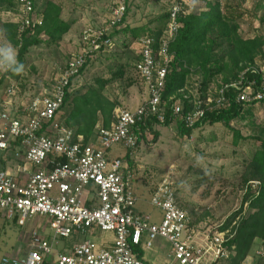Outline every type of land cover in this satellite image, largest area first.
<instances>
[{
    "label": "built area",
    "instance_id": "1",
    "mask_svg": "<svg viewBox=\"0 0 264 264\" xmlns=\"http://www.w3.org/2000/svg\"><path fill=\"white\" fill-rule=\"evenodd\" d=\"M16 2L19 37L26 30L35 33L44 24V14L35 8L34 0ZM195 9L192 0H176L161 38L157 41L145 34L136 40L140 52L135 68L148 97L135 109L117 108L109 127H97L95 142H87L83 134L68 126L62 111L81 70L104 52L103 47L114 46L111 33L121 28L127 11L125 0L112 9L103 26L82 30L80 50L48 87L18 104V87L12 84L7 89L0 99V215L29 230L24 253L5 256L0 264H148L134 247L149 250L158 240L171 246V261L166 264H228L231 251L227 243L233 234L216 231L206 235L205 244L197 243L191 218L168 178L155 187L150 201L160 211V220L142 213L133 186L134 170L125 157L109 155L117 144L128 151L136 149L141 127L149 120L166 121L163 93L174 59L170 46L182 26L181 17ZM44 36L43 32L40 38ZM0 49H4L2 36ZM8 69H0V78ZM249 70L262 75L259 86L247 78ZM231 88L237 92L238 103L263 101L264 65L250 66L236 80L217 86L214 93L210 88L205 99L200 97V89L195 96L189 88L182 89L181 94L194 106L185 115L186 126L193 127L207 109L228 105L225 91ZM181 111L178 103L172 112L179 116ZM149 133L147 129L145 136ZM260 185L259 180L251 182L255 190ZM99 233L113 234L110 247L96 241ZM62 240L66 245L60 247Z\"/></svg>",
    "mask_w": 264,
    "mask_h": 264
},
{
    "label": "rangeland",
    "instance_id": "2",
    "mask_svg": "<svg viewBox=\"0 0 264 264\" xmlns=\"http://www.w3.org/2000/svg\"><path fill=\"white\" fill-rule=\"evenodd\" d=\"M54 1L62 6V18L75 23L58 43H53L47 35L41 37L43 41L27 53L24 68L17 73L19 76L7 78L0 85V99L4 98L12 84L18 87L15 97L18 104L29 100L42 87L53 83L60 68L79 51L82 30L86 26H103L111 16L112 9L123 0ZM126 1L128 14L122 27L146 25L149 29H156L162 26V16L176 0ZM192 1L196 13L206 9V0ZM45 2L46 0L40 1V12ZM221 3L235 7L241 37L264 35V0H221ZM16 8L17 5L11 9L0 6V36L3 37L4 49H12L15 59L18 48L7 39L4 27L7 23L17 25ZM113 39L114 48L99 53L97 59L73 81L71 96H81L74 107H77L78 116L79 110H82L80 119L83 124L92 122L101 94L117 105L114 112L117 108H135L144 100V85L135 69L140 47L136 40L123 32L114 33ZM256 65L263 66L264 58H258ZM219 79L211 84L213 93ZM106 80L110 83L101 88V81ZM199 81L201 78L195 74L189 81L188 88L194 96L199 93ZM86 102L89 104L86 105ZM72 109L70 100L62 111V120L66 124ZM99 118L98 122L101 124V116ZM251 119L253 124L250 123ZM231 128L247 139H239L236 144L234 132L222 123L199 127L190 137L181 136L175 123L169 126L156 125L154 131H150L137 148L131 151L129 163L134 170L133 186L138 197L139 211L152 216L157 222L160 220V211L150 201L155 187L168 178L177 191L179 204L191 218L197 243L205 244L206 235H212L216 231H229L234 235L233 228L250 212L249 203H243V198L250 188L255 191L251 187L252 181L243 183V174L258 144L253 137L264 138V104H256L252 118L232 121ZM155 131L159 132L156 140ZM128 152L124 146L117 144L109 150V155L125 157ZM227 223L228 227L223 229ZM45 227L50 235L48 224L45 223ZM28 230V227L18 226L0 215V261L5 256L14 257L24 253ZM164 244L167 253L171 246L166 241ZM65 245L64 240L60 241V247ZM243 263L264 264L263 239L254 240Z\"/></svg>",
    "mask_w": 264,
    "mask_h": 264
},
{
    "label": "trees",
    "instance_id": "3",
    "mask_svg": "<svg viewBox=\"0 0 264 264\" xmlns=\"http://www.w3.org/2000/svg\"><path fill=\"white\" fill-rule=\"evenodd\" d=\"M40 1L34 0L35 8H39ZM125 3L127 4V1ZM205 4L206 9L204 11L199 13L192 12L180 19L182 26L176 40L170 46L174 59L169 67L166 87L163 93V99L166 102V121L160 124L154 118L149 120L145 126L141 127L142 135L139 137L137 145L145 138L147 129L154 131V127L158 124L169 126L174 123L177 125L180 135L187 137H190L195 129L206 124L222 123L234 132L235 143L237 144L239 139L245 140L247 138L231 128L232 121L252 118L256 104H264V100L251 104L238 103L236 100L237 92L231 88L225 91L226 99L229 102L228 105L207 109L204 117L198 120L193 127L186 126L185 115L193 110L194 106L193 103L184 98L180 91L188 88L192 75L200 76V97L205 99L211 84L217 82L219 78L218 86L221 87L236 80L240 73L246 71L250 66L256 65L258 58H264V35L258 34L253 38L241 37L238 17L236 16L237 11L234 6H228L229 4H226L227 6L222 5L221 0H206ZM16 5V0H0V6H5L8 9L14 8ZM42 7L40 9L45 17L44 24L37 28L35 33L32 34L31 30H26L19 37L18 25L7 23L4 27L5 36L18 48L15 66L22 65V69L29 50L43 41L40 38L41 33L44 32L53 43H58L75 23L62 18V6L54 0H46ZM126 9V15L123 18L121 27L125 23L128 14V4ZM168 18L169 11L162 16L163 24L161 27L149 29L146 25L136 27L125 25L119 30H113L111 37L113 38L116 32H123L135 41L140 36L147 34L154 36L158 41L167 27ZM112 49L103 47V51ZM83 71L84 69L81 70V74ZM17 73L9 68L0 78V85L7 78L19 76ZM247 78L255 80L258 86L262 83V75L250 70L247 71ZM108 83H110L109 80L101 81V88ZM80 97V95L72 97L71 91L67 94L65 106L71 100L73 109L69 113L66 122L68 126L76 128L78 133L84 134L88 142L94 133L97 122L100 120L99 116H101L103 127L110 126L114 109L117 105L101 94L102 98L92 122L83 124L80 119L82 110H79L78 116L77 107H74ZM178 103L181 104L182 111L179 116H174L173 107ZM87 104L89 103L86 102ZM250 123L253 124L252 119ZM154 134V139L156 140L159 132L155 131ZM253 139L258 141V144L251 155L250 161L247 162L243 174V183L259 180L261 185L255 191H252L249 187L250 190L246 192L243 198V203H249L250 212L247 217L241 219L233 228L235 234L227 243L231 251V258L227 262L228 264H242L246 260L254 240L256 238L264 240V138L253 137ZM124 159L131 162V151L128 152ZM182 208L184 209V207ZM228 225L229 223L223 229H226ZM134 250L138 256L142 257L143 253L139 247H134Z\"/></svg>",
    "mask_w": 264,
    "mask_h": 264
},
{
    "label": "crops",
    "instance_id": "4",
    "mask_svg": "<svg viewBox=\"0 0 264 264\" xmlns=\"http://www.w3.org/2000/svg\"><path fill=\"white\" fill-rule=\"evenodd\" d=\"M113 42H114V39H113ZM80 48H81V46H80ZM138 49H139L138 52H140V48H138ZM138 60H139V54H138ZM144 90H145L144 91L145 92L144 100H145L148 97V92H147V89L145 86H144ZM142 102H140V104ZM135 108H131V109H135ZM113 118H114V116H113ZM112 121H113V119H112ZM99 125H102V123L100 124L99 122H97L95 129H94V133L92 134V136L90 137L88 142H95L96 141V139H97L96 131H97V127ZM80 134H82V133H80ZM95 239L97 242L101 243L102 245H104L106 247H110L112 245V241H113V234L112 233H99L95 236ZM164 242H162V241L156 242L155 245L149 250H144L142 247L140 248L142 253H143L142 257L148 264H166L167 262L171 261V249L166 253L164 250V246H165Z\"/></svg>",
    "mask_w": 264,
    "mask_h": 264
},
{
    "label": "clouds",
    "instance_id": "5",
    "mask_svg": "<svg viewBox=\"0 0 264 264\" xmlns=\"http://www.w3.org/2000/svg\"><path fill=\"white\" fill-rule=\"evenodd\" d=\"M0 53H3V59H0V69L11 68L15 72L22 71V65L15 66L16 59L12 49H0Z\"/></svg>",
    "mask_w": 264,
    "mask_h": 264
}]
</instances>
